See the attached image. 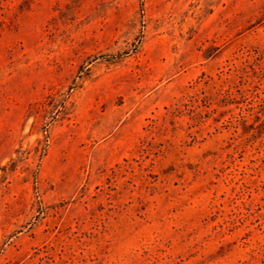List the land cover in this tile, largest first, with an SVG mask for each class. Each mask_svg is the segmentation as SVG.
Returning <instances> with one entry per match:
<instances>
[{
	"label": "rangeland",
	"instance_id": "1",
	"mask_svg": "<svg viewBox=\"0 0 264 264\" xmlns=\"http://www.w3.org/2000/svg\"><path fill=\"white\" fill-rule=\"evenodd\" d=\"M0 264H264V0H0Z\"/></svg>",
	"mask_w": 264,
	"mask_h": 264
}]
</instances>
